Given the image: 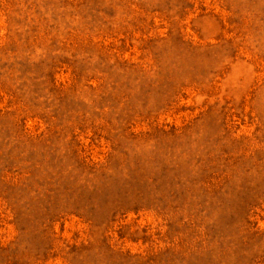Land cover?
Listing matches in <instances>:
<instances>
[{
  "label": "rangeland",
  "instance_id": "1",
  "mask_svg": "<svg viewBox=\"0 0 264 264\" xmlns=\"http://www.w3.org/2000/svg\"><path fill=\"white\" fill-rule=\"evenodd\" d=\"M0 264H264V0H0Z\"/></svg>",
  "mask_w": 264,
  "mask_h": 264
}]
</instances>
